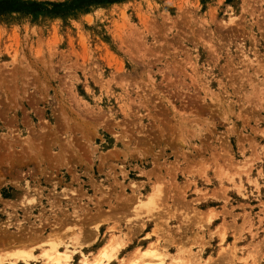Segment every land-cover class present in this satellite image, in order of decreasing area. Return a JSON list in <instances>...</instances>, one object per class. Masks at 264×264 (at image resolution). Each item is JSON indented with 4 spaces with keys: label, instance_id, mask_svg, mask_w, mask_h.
<instances>
[{
    "label": "rangeland",
    "instance_id": "1",
    "mask_svg": "<svg viewBox=\"0 0 264 264\" xmlns=\"http://www.w3.org/2000/svg\"><path fill=\"white\" fill-rule=\"evenodd\" d=\"M118 240L109 264H264V0L0 10V264Z\"/></svg>",
    "mask_w": 264,
    "mask_h": 264
},
{
    "label": "bare ground",
    "instance_id": "2",
    "mask_svg": "<svg viewBox=\"0 0 264 264\" xmlns=\"http://www.w3.org/2000/svg\"><path fill=\"white\" fill-rule=\"evenodd\" d=\"M160 188H161V186L155 187L154 190H153V192L150 194V200L152 202H156V200H158L156 198V195L159 194ZM21 196H22L21 199L24 201V205H32V204L37 203V201L35 200L34 196L31 194V191L30 190L28 192H26L24 195H21ZM115 242H117V241H115ZM122 245L123 244H121L119 242V240L115 244L112 243V242H109V243L104 244L101 247V250L99 252V255L92 262L90 261L89 256H87L85 253H83V254L81 253V255H80L81 256V259H80L79 264H104V263L105 264H109L112 261V259L114 258V256L116 255V253L119 251V249H120V247ZM16 251L17 250L12 251L11 254H14ZM51 253L52 254L49 255L50 260L47 262V264H74V262L72 261V257H73V254L72 253H73V250L72 251H65V252H63V251L54 249V251H52ZM141 253L144 256L145 255L157 256L159 254V253L158 254L157 253L155 254V250L152 249V248H150V247H149V249H145ZM22 254L25 255L27 253H22ZM27 255H30V254H27Z\"/></svg>",
    "mask_w": 264,
    "mask_h": 264
},
{
    "label": "trees",
    "instance_id": "3",
    "mask_svg": "<svg viewBox=\"0 0 264 264\" xmlns=\"http://www.w3.org/2000/svg\"><path fill=\"white\" fill-rule=\"evenodd\" d=\"M88 1L96 2H115L118 0H71L69 4L62 3H49L43 2L40 4L27 3L20 0H3L0 2V10H44L51 14H62L68 9H73L81 4H84Z\"/></svg>",
    "mask_w": 264,
    "mask_h": 264
}]
</instances>
